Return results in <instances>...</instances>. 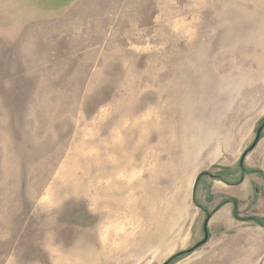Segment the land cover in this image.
<instances>
[{"label":"rangeland","instance_id":"rangeland-1","mask_svg":"<svg viewBox=\"0 0 264 264\" xmlns=\"http://www.w3.org/2000/svg\"><path fill=\"white\" fill-rule=\"evenodd\" d=\"M262 140L264 0H0V264H200Z\"/></svg>","mask_w":264,"mask_h":264},{"label":"crops","instance_id":"crops-1","mask_svg":"<svg viewBox=\"0 0 264 264\" xmlns=\"http://www.w3.org/2000/svg\"><path fill=\"white\" fill-rule=\"evenodd\" d=\"M253 153L246 161L248 166L255 167L256 165L264 170L263 140ZM223 184L224 190L222 192L214 189L215 196L221 193V201L223 199L238 200L240 206H243V208L241 206L240 211L250 212L251 216L264 217V197L255 199L254 184L264 188V180L259 175L241 178L238 181H225ZM219 202H214L215 208L211 209L214 213L207 223V231L211 235L215 234L217 238H212L208 241V244L210 243L211 246L208 248L207 253L195 254L192 255V258L201 260L200 264H204L205 261L215 264L217 261L219 262L218 253L223 252V261H221L223 264H256L257 261L255 260H260L264 256V229L257 227L254 223H242L236 220L233 202L217 206ZM245 207L248 208L245 209ZM204 210L208 211L209 209L204 208ZM199 225L200 223L197 225L198 227H196L194 233H198L200 230ZM227 230L233 231V234H228ZM189 235L191 236L190 240H192L194 234L191 232ZM223 235L225 238L222 237Z\"/></svg>","mask_w":264,"mask_h":264},{"label":"trees","instance_id":"trees-1","mask_svg":"<svg viewBox=\"0 0 264 264\" xmlns=\"http://www.w3.org/2000/svg\"><path fill=\"white\" fill-rule=\"evenodd\" d=\"M204 175H206V174H204ZM228 201H229V200H228ZM230 201L233 202V204H234V206H235L234 216H235L236 219L239 220L240 218H239L238 208H237L238 203H237V201H234V200H230ZM213 213H214V212H208V213H207V218L210 219V218L212 217ZM256 221L259 222L261 225L264 226V222H263V221L258 220V219H257ZM181 255H182V254H179V255L175 256L173 259H171V261H172V260H175L177 257H179V256H181Z\"/></svg>","mask_w":264,"mask_h":264},{"label":"water","instance_id":"water-1","mask_svg":"<svg viewBox=\"0 0 264 264\" xmlns=\"http://www.w3.org/2000/svg\"><path fill=\"white\" fill-rule=\"evenodd\" d=\"M202 176H204V173H202V174H200V175L198 176V178H197L196 181H195L194 188H193V202H194V204H195L196 206H198V204H197L196 201H195V196H196L195 193H196L197 186H198V184H199L200 179L202 178ZM165 264H168V262H166Z\"/></svg>","mask_w":264,"mask_h":264},{"label":"bare ground","instance_id":"bare-ground-1","mask_svg":"<svg viewBox=\"0 0 264 264\" xmlns=\"http://www.w3.org/2000/svg\"><path fill=\"white\" fill-rule=\"evenodd\" d=\"M81 147H82V146H81ZM118 161H119V160H118ZM115 164H116V163H115ZM112 165H113V164H112ZM110 166H111V165H110ZM113 166H114V165H113ZM119 173H120V172H119ZM113 174L115 175V173H113ZM113 177H114V176H113ZM115 177H116V175H115ZM115 177H114V178H115ZM109 178H110V177H109ZM76 180H77V178H76ZM78 180H79V179H78ZM104 180H105V179H104ZM114 181H115V180H114ZM62 183H63V182H62ZM98 183H99V182H98ZM119 183H120V182H119ZM67 184H68V183H67ZM72 184H73V183H72ZM74 184H75V183H74ZM98 186H100V185H98ZM96 188H97V187H96ZM106 188H107V187H106ZM108 188H109V187H108ZM108 188H107V189H108ZM93 190H94V189H93ZM66 264H67V263H66Z\"/></svg>","mask_w":264,"mask_h":264}]
</instances>
